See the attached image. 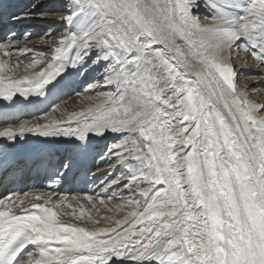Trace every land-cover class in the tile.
<instances>
[{
	"label": "snow or ice",
	"instance_id": "6c2138e0",
	"mask_svg": "<svg viewBox=\"0 0 264 264\" xmlns=\"http://www.w3.org/2000/svg\"><path fill=\"white\" fill-rule=\"evenodd\" d=\"M49 14L75 30L51 41V56L36 52L20 79L11 58L33 50L0 42V97L42 96L94 51L88 67L107 62L104 82L115 91L67 120L5 127L0 137L118 133L108 152L125 170L105 188L126 180L132 195L115 205L122 218L89 229L60 218L101 223L98 210L94 217L81 204L77 214L67 195L8 193L0 264H264V103L238 85L232 63L247 53L264 68V0H66L44 11L33 3L11 19ZM28 197L43 202L24 207Z\"/></svg>",
	"mask_w": 264,
	"mask_h": 264
},
{
	"label": "bare ground",
	"instance_id": "6f19581e",
	"mask_svg": "<svg viewBox=\"0 0 264 264\" xmlns=\"http://www.w3.org/2000/svg\"><path fill=\"white\" fill-rule=\"evenodd\" d=\"M203 1L204 0H201L202 4H203ZM14 2H15V0H0V14L5 12V9L8 5V3L14 4ZM65 2H66V0H50V1L45 2V3H39L38 7L40 10H46V9L51 8L53 6L62 5ZM202 9H203V7H201V9H200L199 13H197V15H199L200 17L203 16V18L207 19V23H205V24L212 23L213 21L208 19L207 18L208 16L206 17L205 14L201 15ZM8 10H10V9H8ZM61 14L62 13L58 12L55 14V16L58 17ZM27 18L29 19V18H40V17L30 16ZM27 18H23V19H27ZM49 20H51V21H49ZM20 23H21V19L19 21L13 20L7 24H9L8 26H10V28L14 29V30H16L17 28L19 29L20 27H23V28L26 27V22H23L21 24ZM30 24H33L32 26H29V27H31V29L33 31H35L36 29L39 28L38 33L41 32L42 29L48 28L45 32V37H43L42 39L40 38V40H38V39L33 40L32 39V37L36 36L37 32L31 33L30 38L25 37V39H24L25 40L24 42L26 43V45L28 42L27 40L33 41V42H31L32 45H30V47H28L29 49L35 50V51L40 52V53H44L46 56L52 55L51 48L54 47V45L51 44V41L53 39H58L62 34L75 30V28L73 26H69L65 22L60 21L59 19L53 18L52 14H49L48 21L32 22ZM3 29L4 28H0V34L2 32L4 34ZM16 36L17 35H15V38H17ZM10 38H12V37H10ZM46 38H50L51 41H47ZM21 42H23V41H21ZM36 45H39L40 47H36ZM24 48H26V47H24ZM241 55L243 56L244 54L241 53ZM20 56H22V57H21V59H18V61L12 60L13 63L19 62L21 65V67L19 69H16V71H15V78L16 79H20V78H22L23 75H25V69L23 66L31 62V60L34 57V54L20 55ZM47 63H48V61L45 60L43 64L38 65L36 68V71H38L41 67H45ZM253 63H255V62H253ZM85 65L86 64L81 65L79 62H77L74 66L69 65V67L65 73H63L60 77H58L53 83H51L45 87V94L42 96L32 94L28 97H24V96L20 95L19 93H17V95L13 98L12 101H8V100H5L2 97H0V99L2 100V102H0V103L8 104L7 106H5V109L0 107V130H2L5 127L17 128L18 127L17 123L19 122V120L21 118L20 116H22L20 114L22 113L23 110L28 109V111H29L28 116H34V114L38 113L40 110L45 111V108L47 106L48 101L49 100L52 101L53 97L55 99V97L58 98L60 95L67 96L68 92H69V90L66 91L67 87L69 86V84L73 81V79L76 77V75L79 73V71ZM107 66H108L107 62H103V61H101L98 64L92 65L91 67H89L87 69L88 73H87L86 77L84 78V81H86V80L91 79L95 74L96 75L100 74L99 79L96 83V87H97L96 90H99L98 91L99 93L97 95L98 97H94V99H92L89 102H88V100L84 101L81 99H76L73 102L72 106L69 108H66V107H64V105H61L60 106L61 110L60 109H57V111L52 110L49 113H47V119L43 124L50 123L54 120H67L69 113L80 112L82 110L88 109L89 107H94L95 105L99 104V102L102 99H104L103 96L99 95V94H101V92L102 93L114 92L115 87L112 85H107L104 82V72H105V68ZM261 69L264 70V68H262V67H261ZM32 71L33 70L29 69L27 74L31 75ZM24 86H28V85H24ZM251 89H256V87H253ZM257 90H258V88H257ZM257 96H259V93L256 95V97ZM260 96H261V94H260ZM259 102H260V100H259ZM41 120L42 119H35V121L38 123H40ZM33 122H34L33 119H30V118L27 119V123L30 126L35 125L36 122L35 123H33ZM24 123H25V121H24ZM73 126H75V124H73ZM109 137L111 138L112 145L117 143L121 139L120 134L112 133V132H107L103 136H97L95 134H89V138L87 141H80V140H78L77 137H74V136H67V138H66V136H48V137H45L43 135H40L38 132H27L23 136L18 135L14 141H10L6 137H0V167L7 164L8 160H11L17 154L25 155L27 152H34V150L39 149L40 147H43L45 145H50L52 143H57V142L65 143L66 145L69 146L70 149L68 148V150H67L68 153L66 152L63 155L61 162H59L57 164V167H60V172H59L57 179H51V180L48 179L49 181H54L53 183H50V182H48L47 179H45L47 181L45 183L46 186L54 185V187L50 191H47L45 193H56L57 195L53 197V199L55 200V199H58L60 195H62L61 191H63L64 192L63 195H67L69 198V202L72 203L73 206L76 208L77 214H79V205L82 204L84 206V208L86 209V211L92 212L94 217L96 216L97 208L99 207L100 210H102L104 212L105 217H114L115 219H119V218H122V216L124 214L123 212L117 213L115 211V205L118 204L119 202L115 201L113 203V205H112L113 211L112 212L107 211V208L102 206L99 203V201H97V200L93 201L97 208H93V203H89V201L86 199V197L92 196L93 200H94L95 199L93 196L94 194H89V195L84 196L82 194V190H80L78 187L75 188L74 185H71V178H70V175L73 172V171H71V168H72V165L74 163L73 157H74V153H75V151L72 150V146L77 144V143H83V144H86V148L89 145V148H87V149L85 148V149L81 150L82 157H85L86 161H87L85 168H84V171L88 174V176L84 177V179H83L84 183H82V188H84V189L87 188L88 190L91 188V189H94L96 191L97 190L102 191V189H104L103 191H106V190L113 191L114 189H116L117 191H120V190L122 191L120 194H125V193L126 194L127 193L132 194V192L130 190H128L129 188L125 187V184L127 183L126 180L121 181L119 184L110 185L107 188H105V185L108 184L111 180L116 179L123 170L121 165L117 164L116 157L111 153L106 155V158H104L102 160L100 159L99 162H97V160H96L97 151H98L97 149L104 147V143H105L106 139ZM69 156H71L70 162L66 163ZM65 165H67L66 168L64 167ZM110 165H115V167H110ZM79 172H80V169L77 173H79ZM37 191L38 190H36V192ZM71 191H75L77 194L71 195V193H70ZM26 192L31 193V191H26ZM26 192H24V193H26ZM21 195H23V193H21ZM72 197H77L79 200V203H77V200L72 199ZM129 197H130V195H129ZM29 201H31L30 197H28L25 200L24 206L26 204L28 205ZM31 202L35 203V201H31ZM16 211H17V213H19L20 210L16 209ZM64 211L70 212L71 209L68 210L67 207H64ZM102 216L104 217V215H102ZM60 218L62 220L69 222V223L78 224V225L87 227L89 229H92L95 227L109 226L108 221L102 219L101 217H99V218H101V223L99 225L93 224L92 221L87 220L86 218L85 219H76L75 217H73L71 215H62ZM31 248H32V246L28 247V249H30V250H31ZM120 264H137V263L130 262V260H123L122 262H120Z\"/></svg>",
	"mask_w": 264,
	"mask_h": 264
},
{
	"label": "rangeland",
	"instance_id": "374dc122",
	"mask_svg": "<svg viewBox=\"0 0 264 264\" xmlns=\"http://www.w3.org/2000/svg\"><path fill=\"white\" fill-rule=\"evenodd\" d=\"M48 1H50V0H47V1L46 0H15L14 4L8 3V5H7L6 9H5V12L0 14V26L2 25L0 28H4L3 29L4 34H3V32L0 34V36L3 35L2 37H0V42L8 43V41L10 39L11 40L14 39L15 35H17L16 36L17 38H15V40L17 39L16 41L19 42L18 46L19 47H23L24 46V47L28 48V47H30V45H32L31 42H33V41L27 40L28 42H27V45H26V43L24 42L25 41L24 39H25V37L30 38L31 33H33V32L36 33L37 32L36 36L32 37L33 40H35V39L40 40V38L42 39L43 37H45V32H46V30L48 28H44L42 30L40 29L41 32L38 33V29L39 28L36 29L35 31H33L31 29V27H29V26L33 25V24H30L32 22L48 21V18H41L40 17V18L21 19V23L26 22V27H24V28L20 27L19 29L17 28L16 30L11 29L10 26H8L9 24H7V23H10L11 21H13V19H11L13 13L16 14V15H21L22 14V10H25V11L28 10L33 3H36L38 5L39 3H45V2H48ZM8 9H10V10H8ZM40 11H44V10H40ZM204 14L207 17L208 14H209V10L203 7V9L201 10V15H204ZM201 20H202V22L204 24L207 23V19L203 18V16H201ZM49 21H51V20H49ZM10 37H12V38H10ZM46 40L47 41H51L50 38H46ZM21 41H23V42H21ZM36 47H40V46L36 45ZM12 51L15 53L17 51V48L14 47ZM36 52L37 51L33 50L32 52H28V53H26L24 55L35 54ZM243 54L244 55H243V59L242 60H236L235 58H233V60H232V63L235 66V70H236V73H237V83H238L239 86H246L247 87L251 99H254V100H257V101L260 100V102L264 103V70H262L261 67H258L256 63H253L252 57L249 54H247V53H243ZM21 57L22 56H20V55L19 56L18 55H13L11 59L14 60V61H18V59H21ZM85 59H86L87 63L83 67L84 69L82 68L79 71V73L76 75V77L73 79V81L69 84V86L66 89V91L69 90L68 95L67 96L60 95L58 98L55 97V99L53 97L52 101L51 100L48 101L47 106L45 108V111H41L40 110L38 113L34 114V116H28L29 115L28 109L23 110L22 113L20 114L22 116H20L21 118H20L19 122L17 123L18 126H19V124H23L24 121L27 122V119H29V118L33 119V121H34L33 123L36 122L35 119H42L40 123H38V122L35 123V124H41L42 125L47 119V113L52 111L53 108H57V106H58V109H60L61 105H64V107L69 108V107L72 106L73 102L76 99H81V100H84V101L88 100V102H89L92 99H94V97H98L97 95L99 93L98 92L99 90H96L97 89L96 83H97V81L99 79L100 74H97V75L95 74L91 79L84 81V78L86 77V75L88 73L87 71H85V68L88 69L89 67L87 65L91 64V61L96 59V53L95 52L92 53V55L90 57H86ZM245 61H248V63L245 64ZM253 87H256V89H251ZM257 88H258V90H257ZM78 93H79V95H78ZM258 93H259V96L256 97V95ZM260 94H261V96H260ZM66 138H67V136H66ZM111 145H112V142H111V138L109 137V138L106 139V141L104 143V147H102L100 149H97L98 150L97 151V156H96L97 162H99L100 159L102 160V159L106 158V155L109 154L108 149H109V147ZM70 158H71V156H69V158L67 159L66 163L70 162ZM122 169H123V167H122ZM124 170L125 169H123L122 171H124ZM71 171H72V168H71ZM71 185H73V182H71ZM77 187L80 190H82V194L84 196L89 195V194H94L93 196H94L95 199L92 200V202H91L93 204H94L93 201H96V200L99 201V199L102 197L104 199V201H105V204L107 205V207H105V208H107V211H109L108 209H112V211H113L112 205H113V203L115 201L121 203L122 202V198H128L129 195L130 196L132 195L130 193L120 194L122 191L121 190L117 191L116 189H114L113 191H109V190H106V189H105L106 191H100V190L96 191V190L90 188L88 190V189L82 188V184L81 185H77ZM77 187H75V188H77ZM46 188H48V187H46ZM46 188H42L41 186H39L37 188V190L39 192H43V193L51 190L49 188L48 189H46ZM33 192H36V190L33 191ZM61 192H62L61 194L63 195L64 192L63 191H61ZM70 193H71V195L77 194L75 191H71ZM6 195L7 194H2L1 193L0 198L4 197ZM109 196H112L113 200L109 201L108 200ZM30 200L31 201H35V200H32L31 197H30ZM39 202L42 203L43 201H39ZM27 206L28 205L26 204L24 207H27ZM95 208H97V207L95 206ZM98 208H97V210H99L98 211L99 212V217L103 218L102 215H104V217H105L104 212L102 210H100V208L99 209ZM112 211H110V212H112ZM96 214H97V212H96ZM130 262L137 263V262L131 261V260H130Z\"/></svg>",
	"mask_w": 264,
	"mask_h": 264
}]
</instances>
